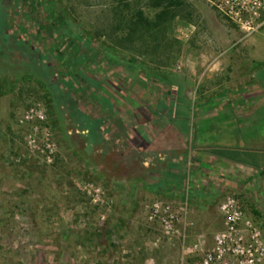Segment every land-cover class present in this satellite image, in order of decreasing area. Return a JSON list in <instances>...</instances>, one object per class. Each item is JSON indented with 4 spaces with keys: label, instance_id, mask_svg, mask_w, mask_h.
<instances>
[{
    "label": "rangeland",
    "instance_id": "1",
    "mask_svg": "<svg viewBox=\"0 0 264 264\" xmlns=\"http://www.w3.org/2000/svg\"><path fill=\"white\" fill-rule=\"evenodd\" d=\"M160 1L0 0V264H239L216 239L228 197L262 235L242 196L201 206L191 185L211 173L198 157L236 159L225 129L209 146L229 154L199 144L208 122L193 116L248 128L264 105L251 99L264 0ZM185 114L188 131L166 129ZM167 159L185 177L177 202L140 186ZM155 203L177 214L173 232L149 218Z\"/></svg>",
    "mask_w": 264,
    "mask_h": 264
},
{
    "label": "crops",
    "instance_id": "2",
    "mask_svg": "<svg viewBox=\"0 0 264 264\" xmlns=\"http://www.w3.org/2000/svg\"><path fill=\"white\" fill-rule=\"evenodd\" d=\"M210 111L227 113L215 112L211 108L204 110L203 113ZM239 126L245 130L250 128V126L246 128L242 123ZM162 127L163 125L160 126L159 130H163ZM166 127L171 131L182 132L189 129L184 123L169 124ZM211 127H215V125L211 124ZM249 139H251L250 142H244L243 137L236 138L235 160L222 156L198 157L197 161L202 165L201 167L203 169L209 168L210 170H205L211 171V173H193L192 198L193 201H198L202 206L205 203L209 204L211 197L218 192H223V190H229L242 196L246 203H250V217L261 228L264 240V148H256L259 145L264 146V136L252 135ZM211 142L210 139L198 141L199 144H205L203 147L206 150L209 149V151L212 150L220 154L230 153L227 148L209 146ZM248 143H252L253 148H248ZM180 167L181 164L177 160L167 159L162 163L159 173L151 172L146 177L139 178L141 190L149 194L166 196L168 199L177 202V199L183 195L182 190L185 182V177L180 173ZM133 180L129 181V194L136 190L134 186H136L135 183L138 179L134 178Z\"/></svg>",
    "mask_w": 264,
    "mask_h": 264
},
{
    "label": "built area",
    "instance_id": "3",
    "mask_svg": "<svg viewBox=\"0 0 264 264\" xmlns=\"http://www.w3.org/2000/svg\"><path fill=\"white\" fill-rule=\"evenodd\" d=\"M245 11H248L247 7L241 6L233 13L243 18ZM261 24L258 25L260 26ZM188 190L189 185L187 184L186 193L189 192ZM221 209L225 216L226 231L216 236L217 241L223 245L219 257H222L225 250L228 253H232L236 258L238 257L239 264H257L261 262L264 259V241L261 231L251 220L244 219L240 202L234 197H228L226 202L222 204ZM149 218L151 220L159 219L165 232L169 233L173 232L177 214L170 209V206L163 207L162 204L155 203L151 208ZM241 227L246 235L241 234ZM230 241H232V244L229 245Z\"/></svg>",
    "mask_w": 264,
    "mask_h": 264
},
{
    "label": "trees",
    "instance_id": "4",
    "mask_svg": "<svg viewBox=\"0 0 264 264\" xmlns=\"http://www.w3.org/2000/svg\"><path fill=\"white\" fill-rule=\"evenodd\" d=\"M166 2L167 4L171 3V0H161L159 3L164 4ZM3 9V8H2ZM0 7V12H3L4 17H8V13L4 12ZM70 46L74 44V41H70ZM57 53L60 55L62 54L58 47L56 48ZM60 52V53H59ZM255 67L259 71V79H258V85L264 89V61H257L255 62ZM257 82V81H256ZM264 95V92L259 94H254L252 96V100L254 102H257L259 97ZM204 114V113H203ZM201 114L203 117V120L200 117H196L197 115L193 116L192 120V126H194V123L198 121L199 123L207 121V128L202 130L203 136H197L195 139L198 140H211L212 142H216L220 136L221 130L223 128L228 133L229 136H231L233 139H235V148H236V138H242L243 135H245L244 141H248V138L246 136H264V105H261L257 108L254 118L251 119L250 128L248 130L242 129L239 125L241 124L242 120H239L235 115L230 113H213L212 111L205 113L204 115ZM183 115V114H182ZM200 115V114H199ZM198 115V116H199ZM95 122V121H94ZM189 122V117H187V114L183 117L182 123L187 124ZM211 124H214L216 127H211ZM239 146V145H238ZM235 154L231 155V158L235 159Z\"/></svg>",
    "mask_w": 264,
    "mask_h": 264
}]
</instances>
